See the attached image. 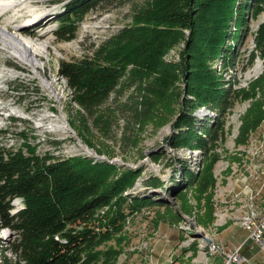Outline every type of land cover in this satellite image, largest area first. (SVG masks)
Here are the masks:
<instances>
[{"label":"rangeland","instance_id":"rangeland-1","mask_svg":"<svg viewBox=\"0 0 264 264\" xmlns=\"http://www.w3.org/2000/svg\"><path fill=\"white\" fill-rule=\"evenodd\" d=\"M194 1L183 0L176 14L178 22L172 16L170 28L175 38L162 56V61L176 66L180 74L169 91L173 96L156 124L142 126L135 124L131 112L113 113L119 105L140 97L139 82L126 79L120 92L103 107L107 120L95 124L71 101L72 92L59 75V67L62 60H80L92 51L93 44L102 45L132 26L134 12L153 0H131L109 5L105 12L91 13L79 24L76 38L68 42L58 40L55 31L56 19L69 0H27V5L0 16V27L47 46L38 56L41 66L35 70L0 42V143L16 150L27 143L40 155L85 156L112 164L116 170L111 182L133 170L139 176L123 195L130 202L135 198L155 202L131 213L125 206L121 231L97 248L99 256L90 264H219L223 251L242 245L252 264H264V256L247 242L249 233L242 228L251 205L264 210V84L261 90L256 88L264 74V62L252 55L264 13L247 14L243 37L236 43L230 63L222 59L204 61L202 47L194 52L196 56L188 54L191 42H202L188 22ZM212 12L205 11L199 17L202 20L197 29L204 36L219 14ZM37 14L46 16L29 25ZM15 27L20 29L15 31ZM190 61L199 71L209 67L217 84L229 90L230 108L206 105L194 114L197 128L214 125L215 143L202 148L187 141L175 149L172 138L185 133L175 129V123L186 108L184 103L196 100L188 92L189 77H183L182 72ZM179 159L197 175L192 182L184 176ZM13 204L15 211L22 208L21 200ZM14 239V232L0 224V264L15 261L10 250Z\"/></svg>","mask_w":264,"mask_h":264},{"label":"trees","instance_id":"trees-1","mask_svg":"<svg viewBox=\"0 0 264 264\" xmlns=\"http://www.w3.org/2000/svg\"><path fill=\"white\" fill-rule=\"evenodd\" d=\"M130 1L69 0L56 19L57 39L74 40L79 24L86 16L105 12L109 5ZM182 2L153 0L138 11L134 9L132 26L118 31L102 45L93 44L92 51L80 60L60 62L59 75L72 92L71 101L95 124L100 120L104 122L103 107L114 93L120 92L126 79L139 82L141 95L119 105L113 111L115 116L119 110L131 112L139 126L148 122L156 124L160 111H164L173 96L169 94L171 86L180 78L177 67L164 63L162 56L175 38L170 24L174 19L178 22L176 14ZM210 10H213L211 14L218 11L219 14L210 25L209 34L204 36L197 29L202 20L199 17ZM248 13H264V0H195L187 14L188 22L194 25L193 30L201 35L202 42H191L189 56H196L194 52L202 47L209 50L207 54L200 50L205 54L204 61L222 59L230 63L235 57L236 43L243 37ZM230 42L233 45L228 46ZM255 44L253 58L258 57L264 62V22L257 31ZM194 66L190 61L182 71L183 77H189L188 92L196 100L188 105L184 103L186 108L175 123V129L185 132L172 138L171 145L175 149L187 141H190L189 145L194 143L202 148L215 143L218 137L214 125L197 128L198 118L194 114L206 105L212 109L230 108L229 90L217 84L209 67L199 71ZM262 84L264 74L257 80L256 88L261 90ZM24 144L16 150L0 143V224L15 235L10 248L15 261L10 260L7 264H90L99 256L97 248L121 231L125 206L131 213L155 203L148 198H135L130 202L123 195L133 188L139 176L133 170L111 182V174L116 170L112 164L95 162L85 156L40 155L35 148ZM179 161L188 182L195 180L197 175L186 169L185 161ZM15 200L22 203V208L17 211L13 204Z\"/></svg>","mask_w":264,"mask_h":264},{"label":"bare ground","instance_id":"bare-ground-1","mask_svg":"<svg viewBox=\"0 0 264 264\" xmlns=\"http://www.w3.org/2000/svg\"><path fill=\"white\" fill-rule=\"evenodd\" d=\"M27 3V0H0V16L17 6L27 5ZM45 16L43 14H37L35 20L30 21L29 25L35 24L37 20ZM17 28H14L15 31L20 29ZM0 42L10 47L20 60L24 61L27 66H32L35 70L41 66V61L38 59V56L47 49L44 43L39 45V43L37 44L19 34H11L6 27H0ZM263 218L264 210L260 211L254 205H251L243 217L242 228L247 230L250 222L262 221Z\"/></svg>","mask_w":264,"mask_h":264},{"label":"built area","instance_id":"built-area-1","mask_svg":"<svg viewBox=\"0 0 264 264\" xmlns=\"http://www.w3.org/2000/svg\"><path fill=\"white\" fill-rule=\"evenodd\" d=\"M249 238L247 242L254 244L264 256V218L262 221L250 222L248 229ZM244 245L225 250L219 264H252L251 259L243 254Z\"/></svg>","mask_w":264,"mask_h":264}]
</instances>
